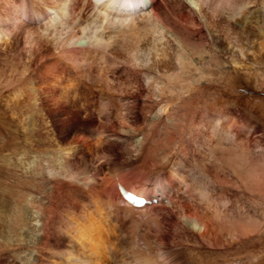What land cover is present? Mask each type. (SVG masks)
<instances>
[{"label": "clouds", "instance_id": "obj_1", "mask_svg": "<svg viewBox=\"0 0 264 264\" xmlns=\"http://www.w3.org/2000/svg\"><path fill=\"white\" fill-rule=\"evenodd\" d=\"M0 264H264V0H0Z\"/></svg>", "mask_w": 264, "mask_h": 264}, {"label": "bare ground", "instance_id": "obj_2", "mask_svg": "<svg viewBox=\"0 0 264 264\" xmlns=\"http://www.w3.org/2000/svg\"><path fill=\"white\" fill-rule=\"evenodd\" d=\"M53 119H57V114L53 113V116H52Z\"/></svg>", "mask_w": 264, "mask_h": 264}]
</instances>
